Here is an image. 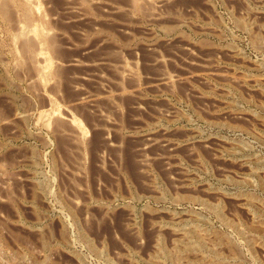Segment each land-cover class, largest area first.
<instances>
[{
    "label": "rangeland",
    "instance_id": "1",
    "mask_svg": "<svg viewBox=\"0 0 264 264\" xmlns=\"http://www.w3.org/2000/svg\"><path fill=\"white\" fill-rule=\"evenodd\" d=\"M0 264H264V0H0Z\"/></svg>",
    "mask_w": 264,
    "mask_h": 264
}]
</instances>
